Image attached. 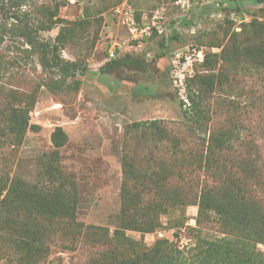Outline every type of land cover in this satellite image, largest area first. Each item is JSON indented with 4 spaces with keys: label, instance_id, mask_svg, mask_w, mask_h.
<instances>
[{
    "label": "rangeland",
    "instance_id": "1",
    "mask_svg": "<svg viewBox=\"0 0 264 264\" xmlns=\"http://www.w3.org/2000/svg\"><path fill=\"white\" fill-rule=\"evenodd\" d=\"M6 1L0 0V119L1 101H9L28 109L35 127L16 140L0 123V264H16L24 243L45 250L36 264H98L102 253L122 262L156 240L167 247L152 264L171 247L189 254L222 238L264 256V66L233 56L236 45L256 37L253 21L264 25V3L241 1L239 13L236 0H66L57 24L70 31L58 54L83 72L69 74L63 86L18 35L21 16L33 15L37 1ZM128 10L138 22L164 13V33L134 39L124 22ZM57 31H41L38 39L52 43ZM114 47L118 66L107 54ZM204 55L213 69L200 65ZM197 72L229 81L215 77L214 88L205 85L206 117L190 128L185 80ZM180 73L183 86L175 80ZM75 81L78 87H70ZM153 119L160 131L131 126ZM57 126L65 134L60 146L51 140ZM206 128L233 132L231 161L200 160ZM251 141L257 153L249 155ZM233 176L240 189L228 184ZM60 207L73 212L76 225L52 216ZM218 210L253 238L242 244L240 228L233 225L239 231L232 234ZM133 219L152 223L145 229ZM23 225L30 237L14 243ZM77 226L97 228L71 243Z\"/></svg>",
    "mask_w": 264,
    "mask_h": 264
},
{
    "label": "trees",
    "instance_id": "2",
    "mask_svg": "<svg viewBox=\"0 0 264 264\" xmlns=\"http://www.w3.org/2000/svg\"><path fill=\"white\" fill-rule=\"evenodd\" d=\"M12 6H21L26 5L29 2L35 0H7ZM6 1V2H7ZM37 4L34 10V14L30 16V12L24 11L21 16L22 21L18 26V35L21 36L23 41L30 47V50L38 54V61L42 69L56 70V73L60 75V85H65V81L69 74L75 75L76 73L83 72L81 68L78 67L72 61H65L60 58L58 50L60 45L64 42L67 33L70 29L66 28L63 24L58 25L57 20H59L58 12L59 8L66 3V0H36ZM234 0H231L233 3ZM244 2V0H236L235 5L236 10L241 13L240 7L238 4ZM253 3H264V0H250ZM235 2V1H234ZM8 3V4H9ZM33 3V2H32ZM231 3V4H232ZM175 21L179 23L180 19L176 18ZM256 25L258 28L256 37L253 40L245 41L248 43L238 44L234 47L233 56L236 59H241L247 61L251 65H261L264 66V25L261 23H253L251 25ZM58 26L57 34L54 37V42L50 43L48 41L42 42L39 41L38 37L41 31H49L52 28ZM158 33L155 29H152V33ZM151 33V34H152ZM174 37V35H173ZM251 42V43H250ZM59 44V45H58ZM115 50V47H114ZM116 51V50H115ZM108 54V52H107ZM116 54V53H115ZM109 56V55H108ZM116 55H114L115 57ZM221 56V55H220ZM114 57H109L111 63L120 65L121 60L112 59ZM223 62V61H222ZM214 61H208L206 55L203 56L200 65L205 67V70L213 69ZM226 76V75H224ZM217 77V82L229 81V79L223 77L218 78V74H206V73H194L190 78L185 80V87L187 90V103L188 107L184 109L183 115L189 120L190 128L197 127L203 123V118L206 117L203 113L204 108V96L203 93L206 91V86L209 90L214 88L213 81ZM216 80V79H215ZM79 85V81H75L74 85L70 87L76 88ZM68 87V85H67ZM195 87V88H193ZM11 94V93H10ZM8 94V98L10 97ZM2 111L0 123L4 122L7 124V133L3 134L6 137H12L16 140L20 139L24 134L27 127H35L34 124L28 123V109H25L23 106H17L9 101L2 100ZM183 103V102H182ZM131 126L134 128L141 129H158L159 130V120L153 119L149 121H135L131 123ZM209 133L206 137L201 139V145H204V154L199 155L200 160L204 157L208 162L215 161L216 165L223 164L218 161H231L229 157L228 150H232V144L234 141L233 132L229 128H209ZM207 128L205 131H208ZM2 134V132H1ZM141 136H143L141 132ZM65 139V134L60 126H57L51 134L52 143L55 146H60ZM244 152L247 154L257 153L253 141L250 143L247 142L245 145ZM202 156V157H201ZM186 158V157H185ZM187 159V158H186ZM243 162H247L251 165L254 159H250L249 156L241 158ZM220 163V164H219ZM210 166V164H207ZM260 169V168H259ZM228 184L234 186L235 188L240 189V185L236 177H231L228 179ZM2 188L0 187V195L2 194ZM206 192H203L200 196L199 202V216H204V208L206 205H202V199L206 197ZM53 211L52 216L61 218L67 223L76 225L75 216L73 212H66L62 207ZM162 211H167L168 207H161ZM46 213V212H44ZM217 220H220L224 226L234 234L240 228L244 242H249L253 237L251 232L244 226H241L229 221V219L222 215L221 211H217ZM152 222L147 221H137L133 219L131 224L136 227L142 226V228L148 229L149 225ZM235 225V226H233ZM81 226V223L79 224ZM77 226L75 230L72 231V240L71 243H74L79 238L86 237L92 233L89 228H97L96 226H85L80 228ZM239 231V230H238ZM31 232L27 226H20L14 231L15 238L13 239L14 243L24 242L27 238L30 237ZM240 235V234H239ZM240 238V237H239ZM167 247L163 245V240H156L150 248L146 249L143 253H137L132 258L124 260L122 262L111 263L110 259L107 258L104 253L101 254L102 259L98 264H152L153 259L161 255V248ZM192 249V248H191ZM45 250L31 247L28 243H24L23 247L19 250V255L16 259V264H36L40 260L42 261V253ZM111 254V252H109ZM40 261V262H41ZM159 261V260H158ZM94 264V263H92ZM159 264H264V256L261 254H254L249 249L244 247H236L233 244V241L230 238H222L219 241H211L203 248H197L190 251L188 254H184L183 251L177 248H170V251L167 252L165 260L161 261Z\"/></svg>",
    "mask_w": 264,
    "mask_h": 264
},
{
    "label": "built area",
    "instance_id": "3",
    "mask_svg": "<svg viewBox=\"0 0 264 264\" xmlns=\"http://www.w3.org/2000/svg\"><path fill=\"white\" fill-rule=\"evenodd\" d=\"M164 20H165L164 13H159L158 11H155L149 20H145L142 22H138L129 10L124 14V22L126 23L128 32L130 33L131 37H133L134 39L138 37H143L145 35H151L152 29H155L158 32V34H163L164 26L162 23H164L163 22ZM108 55L109 57H114L115 55L114 48L108 49ZM175 57L176 60H174V66L178 67L180 64V55L178 52L175 54ZM184 58H186L187 60L189 57H184ZM175 80H177L176 83L177 85L183 86L184 82L181 73L177 75V79ZM184 100L187 99L184 98Z\"/></svg>",
    "mask_w": 264,
    "mask_h": 264
}]
</instances>
